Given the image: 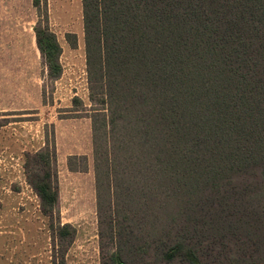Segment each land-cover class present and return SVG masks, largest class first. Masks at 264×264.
<instances>
[{
	"label": "trees",
	"instance_id": "1",
	"mask_svg": "<svg viewBox=\"0 0 264 264\" xmlns=\"http://www.w3.org/2000/svg\"><path fill=\"white\" fill-rule=\"evenodd\" d=\"M33 5L56 80L62 48L47 1ZM81 8L102 264H264V0ZM85 159L67 166L84 171ZM23 168L49 221L52 263L66 264L76 229L54 220V147L26 152Z\"/></svg>",
	"mask_w": 264,
	"mask_h": 264
},
{
	"label": "rangeland",
	"instance_id": "2",
	"mask_svg": "<svg viewBox=\"0 0 264 264\" xmlns=\"http://www.w3.org/2000/svg\"><path fill=\"white\" fill-rule=\"evenodd\" d=\"M46 1L50 29L62 48L56 80L48 79L36 46L33 0H0V264H53L49 221L23 168L25 153L46 143L56 152L54 220L76 229L66 264H102L81 0ZM71 155L86 157L84 171L68 168Z\"/></svg>",
	"mask_w": 264,
	"mask_h": 264
}]
</instances>
